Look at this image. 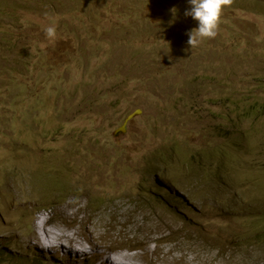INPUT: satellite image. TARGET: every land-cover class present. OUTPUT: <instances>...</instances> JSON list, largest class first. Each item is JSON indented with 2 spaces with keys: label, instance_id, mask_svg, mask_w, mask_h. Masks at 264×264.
Returning <instances> with one entry per match:
<instances>
[{
  "label": "rangeland",
  "instance_id": "rangeland-1",
  "mask_svg": "<svg viewBox=\"0 0 264 264\" xmlns=\"http://www.w3.org/2000/svg\"><path fill=\"white\" fill-rule=\"evenodd\" d=\"M188 7L0 0V254L31 253L30 264H110L108 248L117 247L138 263L264 264V239L251 240L250 224L252 201L263 195L264 120L237 123L224 106L264 100V0H231L216 37L193 48ZM159 60L171 66L161 92ZM146 73L148 82L140 79ZM139 93L149 96V119ZM208 98V111L190 105ZM179 99L183 108L164 110ZM135 109L140 115L122 130ZM236 126L246 131L244 145L214 139L215 127ZM214 144L231 171L218 188L199 166L212 164L204 157H214ZM77 244L84 256L74 255ZM90 254L96 260H82Z\"/></svg>",
  "mask_w": 264,
  "mask_h": 264
},
{
  "label": "trees",
  "instance_id": "trees-1",
  "mask_svg": "<svg viewBox=\"0 0 264 264\" xmlns=\"http://www.w3.org/2000/svg\"><path fill=\"white\" fill-rule=\"evenodd\" d=\"M159 61H160L161 65H158V70L155 71L154 74L156 76H159L162 78L157 83L158 86L156 85V87H155V89L157 91L161 92V91H167V89L169 88L167 78L169 75H171V71H170L171 66H170V64L167 63V61L165 64H163L161 60H159ZM153 63L156 64V60H154ZM136 65H137V63H136ZM137 68H138V73H140V74L147 71V68L143 64H140L139 66L137 65ZM147 75H148V73H146V75H144V76L140 75V79H142L143 81L145 80V82H148V80L146 78ZM259 79L260 78L257 77L253 81L257 82ZM201 85L199 87L195 86L196 89H194L192 92H195L198 89H200ZM222 86H225V85H222ZM202 87H205V86H202ZM226 87H228L230 89L232 86H230V84H228L226 82ZM230 92H234V90H232ZM138 97L140 98L138 105L143 110L142 117L149 119L148 117L151 116L150 115L151 114V111H150L151 102H149L148 99H144V98H149V96L147 93H144V94L139 93ZM229 98H230V96H229ZM225 100H226V102H225ZM225 100L223 101V103L225 102L224 106L229 109V113L234 114L235 122L242 124L245 121H251V120L257 121L261 117L264 120V100L263 99H262V102H258L257 100H255L252 103H248L246 101V104L244 105V107H243V105H242V107H238L239 106L238 102H233L231 99L230 100L225 99ZM243 100H245V99H243ZM179 101H180V99L177 102L173 103L170 108H167L164 110L171 111V110L176 109V108H183V106H185V102H179ZM217 102L220 103V101H217ZM212 103L215 104V102L211 98H208L204 101L199 100V102L198 101H191L190 105H192V107H194V109L198 108L197 105L203 106L204 110H201L203 112V111H208L209 108L206 107V105H209ZM192 107H190L189 109H192ZM236 109L239 112H236ZM206 117H207V115H206ZM208 118H210V117H208ZM232 126H235V125H232ZM245 134H246V131H241L239 128H237V126L234 127V130H232L230 133L224 132V130H222V132H220V130L216 129V127L214 128V139L218 140L220 138V139L227 140L229 138L232 140V146L235 149H236V147H238L239 144L244 145L245 141H243L242 139L245 136ZM220 146L221 145L214 144V147L212 150V155L214 154V157L213 156L204 157L207 160H211L212 164H207V163L201 164L200 163V165H199L203 168H207L208 172L210 173V178L208 180V183H210L209 185L211 187H214V188H218L216 186L217 184L218 185H224L225 183H227L229 181V178H231L230 177L231 171L226 170V168H225L226 165H225L224 158L227 155H225V153L222 152V149L220 148ZM212 159H214V161ZM164 178L166 179V183L169 186L168 177H165V175H164ZM257 191H259V193H262L263 195L261 197L257 198L256 200L252 201V203L255 204L253 209L256 210V213L254 214V220L251 221L250 224L256 230V231H254L253 234L258 236V237H256L255 235H252L251 240L253 242H259L260 240L264 239V231H261L262 233H259V227H258L260 222H263V225H264V184L259 183ZM211 192L214 193V190H211ZM168 207L175 214V206L170 203V204H168ZM113 248H115L116 250H119L117 247H113ZM1 253H3V255H5L6 251H2ZM1 255L2 254H0V256ZM11 259L15 260L16 263H19L22 258H11ZM143 264H153V263L147 262V263H143Z\"/></svg>",
  "mask_w": 264,
  "mask_h": 264
},
{
  "label": "clouds",
  "instance_id": "clouds-1",
  "mask_svg": "<svg viewBox=\"0 0 264 264\" xmlns=\"http://www.w3.org/2000/svg\"><path fill=\"white\" fill-rule=\"evenodd\" d=\"M187 3L189 7L184 12L185 17H191L194 21L197 22V27L188 33L189 38L187 43L191 48H193L196 47L198 43L204 39H212L216 37L218 25L221 21L223 9L225 6L231 4V0H187ZM170 11L172 12L173 18H175L177 9L173 7ZM45 32L48 37H53L55 34V29L53 27H48L45 29ZM77 245L78 246L73 247L74 250L80 247V244ZM89 246L92 247L94 245L89 244ZM82 248H79V250H81ZM84 252L86 251H78L77 252L78 254L69 252V254L70 255L82 254V256H84ZM114 254H116L120 258V259L119 258L116 259L120 260L121 262L127 264H132V263L143 264L123 256L119 252V250H116L115 248H108L107 260H109V258H112ZM1 256H5L7 258L8 263L6 264H30V260L34 261V258L36 257L34 255H31V253L22 255L21 261L19 263H16V261L12 260L9 256H7V254ZM81 258L83 261L89 259L96 260L94 255L91 254L89 257H81ZM35 262L38 263L37 260Z\"/></svg>",
  "mask_w": 264,
  "mask_h": 264
},
{
  "label": "bare ground",
  "instance_id": "bare-ground-1",
  "mask_svg": "<svg viewBox=\"0 0 264 264\" xmlns=\"http://www.w3.org/2000/svg\"><path fill=\"white\" fill-rule=\"evenodd\" d=\"M38 217V216H37ZM38 221H40V220H38ZM38 221H37V223H38ZM41 223V222H40ZM39 225V224H38ZM41 225V224H40ZM39 225V226H40ZM41 228V227H40ZM47 229V228H46ZM37 230H39V229H37ZM56 230V229H55ZM54 230V231H55ZM59 230V232H56L55 231V233H56V235L55 236H59V237H62V236H65V234H63V233H65V232H63L62 230H60V229H58ZM47 231H50V230H47ZM40 232V231H39ZM51 232H52V230H51ZM53 233V232H52ZM42 236L43 235H41V238H42ZM47 237V236H46ZM50 237H52V236H50ZM49 237V238H50ZM48 238V239H49ZM56 238V237H55ZM54 238V239H55ZM59 239V238H58ZM62 239H64V238H62ZM39 240V239H38ZM50 240V239H49ZM46 241L45 239H41V240H39V242H41V243H44L45 245H49V244H53V242H56V241H59V240H56V241ZM52 240V239H51ZM61 240V239H60ZM38 242V241H37ZM36 245V244H35ZM42 245V244H41ZM80 247H84V246H80ZM83 250H85V249H81V250H79V249H75V250H73L74 252H75V254H78L77 253V251H83ZM68 253V252H67ZM125 259V258H124ZM110 264H127V263H124V262H121L120 260H118V259H116V257H115V255L114 256H112V258H109V260H107Z\"/></svg>",
  "mask_w": 264,
  "mask_h": 264
},
{
  "label": "water",
  "instance_id": "water-1",
  "mask_svg": "<svg viewBox=\"0 0 264 264\" xmlns=\"http://www.w3.org/2000/svg\"><path fill=\"white\" fill-rule=\"evenodd\" d=\"M141 110L140 109H135L134 111L130 112L128 115L125 116L122 125H121V129L124 130V126L126 125V123L131 120L132 118L140 115Z\"/></svg>",
  "mask_w": 264,
  "mask_h": 264
}]
</instances>
